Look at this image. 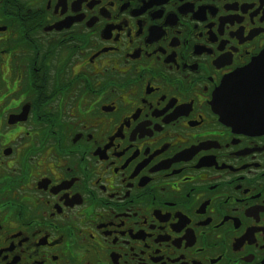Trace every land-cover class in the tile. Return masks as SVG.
Segmentation results:
<instances>
[{"label": "flooded vegetation", "instance_id": "flooded-vegetation-1", "mask_svg": "<svg viewBox=\"0 0 264 264\" xmlns=\"http://www.w3.org/2000/svg\"><path fill=\"white\" fill-rule=\"evenodd\" d=\"M263 53L264 0H0V264H264Z\"/></svg>", "mask_w": 264, "mask_h": 264}, {"label": "water", "instance_id": "water-1", "mask_svg": "<svg viewBox=\"0 0 264 264\" xmlns=\"http://www.w3.org/2000/svg\"><path fill=\"white\" fill-rule=\"evenodd\" d=\"M261 56L264 58V54ZM252 76L245 71H238L225 80L214 99V105L218 108L217 112L221 117L220 119L239 130H255L264 127V111L252 110L247 106L248 101L244 92L245 83L251 82L253 79L256 83L258 80L255 91L261 92L259 88L264 82V76L260 74L258 77Z\"/></svg>", "mask_w": 264, "mask_h": 264}, {"label": "bare ground", "instance_id": "bare-ground-1", "mask_svg": "<svg viewBox=\"0 0 264 264\" xmlns=\"http://www.w3.org/2000/svg\"><path fill=\"white\" fill-rule=\"evenodd\" d=\"M251 130V129H250Z\"/></svg>", "mask_w": 264, "mask_h": 264}]
</instances>
